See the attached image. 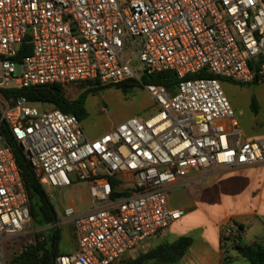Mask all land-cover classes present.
I'll return each mask as SVG.
<instances>
[{
  "label": "built area",
  "instance_id": "1",
  "mask_svg": "<svg viewBox=\"0 0 264 264\" xmlns=\"http://www.w3.org/2000/svg\"><path fill=\"white\" fill-rule=\"evenodd\" d=\"M262 59L263 0H0V264L32 221L4 126L46 191L89 185V210H56L54 226L73 228L77 250L55 264H119L185 216L169 206L170 190L201 184L216 168L264 166V137L244 139L222 85L254 84ZM163 71L177 75L174 92L143 84ZM128 80L151 95L155 114L95 139L74 114L3 94ZM225 234L240 241L237 228Z\"/></svg>",
  "mask_w": 264,
  "mask_h": 264
},
{
  "label": "crops",
  "instance_id": "2",
  "mask_svg": "<svg viewBox=\"0 0 264 264\" xmlns=\"http://www.w3.org/2000/svg\"><path fill=\"white\" fill-rule=\"evenodd\" d=\"M261 82L264 78L257 84ZM240 127L245 140L264 137V133L247 136L241 122ZM205 179L201 184L190 183L170 190L169 206L184 209L185 216L162 237L148 240L145 251L135 261L126 262V259L119 264H226V256L230 258L227 264H235L242 259L250 262L236 250H230L225 255L221 234L234 227L240 231L241 242L264 245V166L216 168ZM62 228L61 254L73 253L77 250L73 228L70 225ZM255 229L258 235L250 241L246 240V236ZM183 237L190 238L192 244L176 262H165L151 254L160 246L172 244Z\"/></svg>",
  "mask_w": 264,
  "mask_h": 264
},
{
  "label": "trees",
  "instance_id": "3",
  "mask_svg": "<svg viewBox=\"0 0 264 264\" xmlns=\"http://www.w3.org/2000/svg\"><path fill=\"white\" fill-rule=\"evenodd\" d=\"M264 62L262 59L261 64ZM252 68H258L257 65H251ZM199 75L198 77H205ZM193 78V77H190ZM264 75H257L254 83L263 81ZM178 77L172 71L158 72L153 75H145L143 84H154L167 88L170 92L175 91L178 84ZM86 86V85H84ZM118 89L127 91L130 88L140 87L139 83L134 80L124 81L114 85ZM62 85H52L46 87H32L26 89L4 90L3 94L6 98L25 97L30 102L42 103L50 106L53 109H59L67 114L76 115L82 122L88 118L86 109V101L90 94L104 88L88 89L82 93L76 100H69ZM252 109L257 112L256 100L253 99ZM5 140L9 147L12 148L16 157L17 163L21 169L25 187L31 201L32 220L42 228H49L44 232L38 233L33 240L26 242L15 253L12 260L8 264H55L57 257L61 255V230L55 227L57 212L56 208L47 194L46 189L40 182L32 164L26 158L21 146L15 141L9 133L7 127L2 128ZM116 183L114 182V185ZM222 246L224 254L227 255L230 250H236L238 253L252 264H264V245L259 243L245 244L241 240L236 243L225 232L221 234ZM192 244V240L183 237L172 244H164L158 249H155L151 254L165 262H176L182 258ZM230 260L226 256L225 263Z\"/></svg>",
  "mask_w": 264,
  "mask_h": 264
},
{
  "label": "rangeland",
  "instance_id": "4",
  "mask_svg": "<svg viewBox=\"0 0 264 264\" xmlns=\"http://www.w3.org/2000/svg\"><path fill=\"white\" fill-rule=\"evenodd\" d=\"M264 2V0H263ZM139 62L135 58L133 67L138 68ZM223 89L229 98L236 116L240 120L247 136H260L264 133V82L251 85H239L230 81H223ZM89 88L84 85H73L64 89L69 100H76ZM253 99L256 100L257 112L252 109ZM49 109H53L48 106ZM88 118L83 121V126L88 135L95 139L117 127L127 119L138 116L149 118L156 112L155 101L142 86L130 88L127 91L118 89L116 86H107L97 94H90L86 101ZM56 210L63 211L69 206H74L79 211H87L90 208L89 185L76 183L70 188H47ZM49 228H42L31 221L29 229L20 237L10 240L5 245L8 263L23 244L33 240L40 232ZM64 231V228L61 227ZM258 231L252 230L246 240L250 241ZM141 254L126 262H133ZM235 264H251L245 260Z\"/></svg>",
  "mask_w": 264,
  "mask_h": 264
},
{
  "label": "water",
  "instance_id": "5",
  "mask_svg": "<svg viewBox=\"0 0 264 264\" xmlns=\"http://www.w3.org/2000/svg\"><path fill=\"white\" fill-rule=\"evenodd\" d=\"M120 195H118V194H115V197H119ZM56 221H57V218H56Z\"/></svg>",
  "mask_w": 264,
  "mask_h": 264
}]
</instances>
